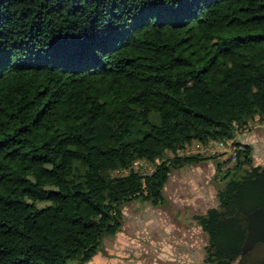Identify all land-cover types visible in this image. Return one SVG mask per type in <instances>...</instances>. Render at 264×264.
I'll use <instances>...</instances> for the list:
<instances>
[{
    "label": "trees",
    "instance_id": "obj_1",
    "mask_svg": "<svg viewBox=\"0 0 264 264\" xmlns=\"http://www.w3.org/2000/svg\"><path fill=\"white\" fill-rule=\"evenodd\" d=\"M256 116L264 0H0V264H94L124 202L163 204L171 170L208 158L178 151ZM241 145L195 215L201 264H264L242 260L264 163Z\"/></svg>",
    "mask_w": 264,
    "mask_h": 264
},
{
    "label": "rangeland",
    "instance_id": "obj_2",
    "mask_svg": "<svg viewBox=\"0 0 264 264\" xmlns=\"http://www.w3.org/2000/svg\"><path fill=\"white\" fill-rule=\"evenodd\" d=\"M233 141L251 145L254 163L263 164L264 118L256 116L246 127L238 128ZM207 145L193 140L177 152L208 158L171 170L163 204L154 206L133 199L121 205V228L114 236L103 239L93 257L94 264L202 263L206 236L197 225L195 215L217 205V189L224 184L220 174L234 163L229 145L221 149L216 148V141ZM133 167L146 173L152 164L138 160ZM263 258L264 243H258L242 260L255 262Z\"/></svg>",
    "mask_w": 264,
    "mask_h": 264
},
{
    "label": "water",
    "instance_id": "obj_3",
    "mask_svg": "<svg viewBox=\"0 0 264 264\" xmlns=\"http://www.w3.org/2000/svg\"><path fill=\"white\" fill-rule=\"evenodd\" d=\"M246 235L241 254L249 252L257 243H264V208L258 207L244 216Z\"/></svg>",
    "mask_w": 264,
    "mask_h": 264
},
{
    "label": "built area",
    "instance_id": "obj_4",
    "mask_svg": "<svg viewBox=\"0 0 264 264\" xmlns=\"http://www.w3.org/2000/svg\"><path fill=\"white\" fill-rule=\"evenodd\" d=\"M226 145H229L231 147L230 148V150H231V153H230L231 154V158H232L233 161H235L236 155H237V150L238 149H241L242 148V145L241 144L238 145V146L232 145V140H219V141H216V148L217 149L224 148ZM155 162L158 163L159 160L158 159H155ZM152 168H153V166H152Z\"/></svg>",
    "mask_w": 264,
    "mask_h": 264
},
{
    "label": "crops",
    "instance_id": "obj_5",
    "mask_svg": "<svg viewBox=\"0 0 264 264\" xmlns=\"http://www.w3.org/2000/svg\"><path fill=\"white\" fill-rule=\"evenodd\" d=\"M211 143H212V142H211ZM208 145H210V143H209ZM208 145H207V146H208Z\"/></svg>",
    "mask_w": 264,
    "mask_h": 264
}]
</instances>
